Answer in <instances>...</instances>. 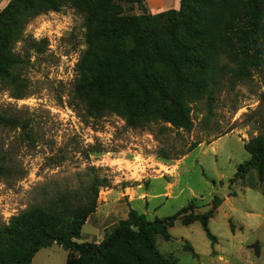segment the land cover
<instances>
[{
	"label": "rangeland",
	"instance_id": "obj_1",
	"mask_svg": "<svg viewBox=\"0 0 264 264\" xmlns=\"http://www.w3.org/2000/svg\"><path fill=\"white\" fill-rule=\"evenodd\" d=\"M9 2L0 0V12ZM218 4L210 0L213 11ZM141 12L133 6L125 13ZM85 32V16L67 4L30 18L15 45L25 59L17 76L27 96L14 97L17 80L0 82V116L18 124L0 126V164L9 170L0 176V225L57 194L86 191L98 177L106 187L78 242L99 244L131 209L148 220L190 204L196 214H207L219 197L223 202L208 224L214 240L199 221H178L168 240L155 237L158 251L176 264H264V181L255 170L232 180L250 159L244 144L264 133V61L255 68L250 54L225 58L215 102L192 104L191 131L161 121L132 128L115 114L90 115L74 95ZM34 40L47 45L33 49ZM153 71L172 79L164 64ZM67 257L53 244L31 264H66Z\"/></svg>",
	"mask_w": 264,
	"mask_h": 264
},
{
	"label": "trees",
	"instance_id": "obj_2",
	"mask_svg": "<svg viewBox=\"0 0 264 264\" xmlns=\"http://www.w3.org/2000/svg\"><path fill=\"white\" fill-rule=\"evenodd\" d=\"M122 1L126 7L116 0H10L0 12V82L17 80L14 97L27 96V86L17 76L25 59L15 52V45L23 39L30 18L59 12L67 4L86 21L87 47L76 65V99L90 115L115 114L132 128L161 121L191 131L192 104L215 102L225 58L237 61L250 54L255 68L264 61V0H219L217 11L210 0H181L178 10L158 14L148 12L145 0ZM133 6L142 12L125 13ZM30 43L33 49L47 45L46 40ZM158 63L168 67L171 81L153 71ZM17 125L0 116V126ZM244 148L250 159L232 180L255 170L264 181V133ZM8 172L0 164V176ZM101 187L106 181L96 177L86 191L57 194L1 224L0 264H31L37 252L53 244L68 252L66 264H176L158 251L155 237L168 240L169 229L178 221H199L208 232L209 220L223 202L215 197L207 214H196L190 204L174 216L154 220L131 209L99 244L80 243L84 225L97 210Z\"/></svg>",
	"mask_w": 264,
	"mask_h": 264
},
{
	"label": "crops",
	"instance_id": "obj_3",
	"mask_svg": "<svg viewBox=\"0 0 264 264\" xmlns=\"http://www.w3.org/2000/svg\"><path fill=\"white\" fill-rule=\"evenodd\" d=\"M181 0H145V6L149 13L158 14L169 10H178Z\"/></svg>",
	"mask_w": 264,
	"mask_h": 264
}]
</instances>
